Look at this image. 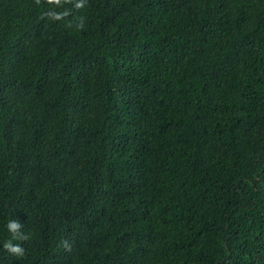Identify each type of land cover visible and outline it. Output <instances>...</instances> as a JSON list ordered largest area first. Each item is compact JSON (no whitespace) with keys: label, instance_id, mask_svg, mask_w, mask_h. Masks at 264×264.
Wrapping results in <instances>:
<instances>
[{"label":"trees","instance_id":"1","mask_svg":"<svg viewBox=\"0 0 264 264\" xmlns=\"http://www.w3.org/2000/svg\"><path fill=\"white\" fill-rule=\"evenodd\" d=\"M74 3L0 0V264H264V0Z\"/></svg>","mask_w":264,"mask_h":264},{"label":"clouds","instance_id":"2","mask_svg":"<svg viewBox=\"0 0 264 264\" xmlns=\"http://www.w3.org/2000/svg\"><path fill=\"white\" fill-rule=\"evenodd\" d=\"M63 2L65 4L66 3H72L73 0H63ZM87 2H88V0H75L74 7L76 9H83L84 7H86ZM36 3L39 4L40 0H36ZM48 3H50V4L55 3L56 5H61V0H48ZM69 14H70V12L67 11V10L61 11L59 13H53L52 10H49L47 12H44L42 14L41 18L48 17V18L53 19V20H61L64 17L68 16ZM83 23H84V20H83V18H81L79 23L77 24V27L78 28L83 27ZM21 226L22 225L20 224V222L18 220H16V219L10 220L8 222V224L6 225L8 230L13 233L14 238L20 239V240H26L28 237L26 235H24V234H20L19 233V229H20ZM64 246H65V248L69 247L67 241L64 242ZM4 248L7 251H9L10 253H12V254H14V255H16L18 257H22L25 254V250L23 249V247H21L19 244L13 246L11 241L6 242L4 244Z\"/></svg>","mask_w":264,"mask_h":264}]
</instances>
